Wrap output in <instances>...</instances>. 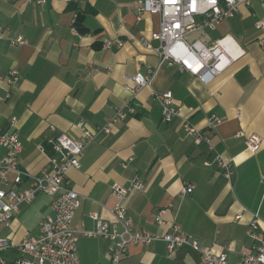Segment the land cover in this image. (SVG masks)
Returning a JSON list of instances; mask_svg holds the SVG:
<instances>
[{
	"label": "crops",
	"instance_id": "crops-1",
	"mask_svg": "<svg viewBox=\"0 0 264 264\" xmlns=\"http://www.w3.org/2000/svg\"><path fill=\"white\" fill-rule=\"evenodd\" d=\"M136 7V0H0V130L19 136V166L37 174L48 167V137L62 132L79 137L78 122L95 129L129 102L136 112L110 133H99L86 146L80 167L69 168L64 176V184L80 196L71 223L78 235V264H112V243L83 232L95 229L90 213L112 221L116 198L111 186L127 185L131 179L144 184L124 200L135 228L177 235L173 226H178L236 264L242 251L253 252L259 243L247 233L254 213L260 218L255 232L264 239V27L255 28L257 20L264 21V2L240 5L215 29L186 35L188 42L206 44L224 39L232 54L243 51L211 83L202 84L177 65L164 63L147 85L133 92L131 76L147 74L148 66L158 63V42L149 39L144 46L139 38L158 29L159 17L144 13L138 21ZM17 37L22 42L12 43ZM104 37L123 45L103 49ZM12 69L17 80L10 83ZM165 91L172 92L179 108L169 122L163 121L156 97ZM13 116L16 123L10 126ZM212 116L221 122L208 125ZM184 121L209 139L213 151L184 132ZM238 132L243 136H236ZM250 134L262 138L255 153L245 150L244 136ZM3 154L0 146V160ZM216 154L230 162V177L215 164ZM188 185L192 191H183ZM50 200L39 192L22 203L10 225L0 226V236L10 244L36 236L39 221L50 212ZM161 210L163 223L157 224ZM19 255L10 247L0 259L13 264ZM119 264L205 263L188 247L170 251L166 242L155 240L128 245Z\"/></svg>",
	"mask_w": 264,
	"mask_h": 264
},
{
	"label": "built area",
	"instance_id": "built-area-1",
	"mask_svg": "<svg viewBox=\"0 0 264 264\" xmlns=\"http://www.w3.org/2000/svg\"><path fill=\"white\" fill-rule=\"evenodd\" d=\"M31 1V0H28ZM42 4L45 0H32ZM71 1V0H63ZM252 0H136V20H141L144 13L156 14L159 17L158 29L150 33V37H141L139 41L145 46L149 39L158 42L154 49L158 55L156 68L148 66V73L137 71L131 76L134 86L133 92H137L147 85L155 75L158 68L164 64H174L179 69L196 77L202 84L211 83L218 75L226 71L234 59L243 54L240 51L232 54L224 39L217 40L214 44H206L199 40L188 42L185 37L189 33L209 29L213 30L224 18L234 15L240 5H249ZM263 1L264 0H259ZM223 3V5H222ZM263 20L255 22V28L262 29ZM2 33L0 31V38ZM12 43L22 42L21 37L11 40ZM122 40H112L108 37L102 39L103 49H111L113 46L120 48ZM10 83L17 80V71L8 72ZM161 103V115L164 122H169L179 113V108L174 106L171 91H165L156 95ZM136 112L135 106L129 102L118 106L108 120L90 129L84 122L76 124L80 132L79 137L67 133H59L48 137L46 142L51 148L48 156V167L37 174H31L20 168L18 156L22 150V143L15 132L0 130V146L4 154L0 160V226H9L13 216L18 213L22 203L31 202L39 192L47 194L50 200V212L39 221L38 234L27 236L16 244L0 236V253L10 247L15 248L19 257L13 264H78L76 229L72 226V219L76 209L80 205V196L72 188L64 184V176L69 168H79L80 158L86 146L92 142L99 133H110L112 127L118 122L124 121L129 115ZM221 119L212 116L208 119V125L214 126ZM16 123V117H11L9 125ZM183 130L192 135L197 143L204 141L209 149L213 146L209 139L203 136L190 122L184 121ZM236 136H243L238 132ZM262 138L257 134L244 136L245 150L255 153L261 147ZM39 148L43 150L40 145ZM215 164L224 169L227 177L232 174L231 164L214 155ZM126 164H123L125 167ZM144 184L136 179H131L127 185L114 183L111 193L116 198V203L110 210L112 221L107 222L97 218L94 213L90 217L95 220V229L83 232L88 236H101L112 243L111 262L119 264L126 254L128 245H147L155 240L166 242L170 251L178 247H188L196 251L205 264H229L224 252L216 253L191 239L179 231L178 226H173L172 232L151 233L134 227L131 218L127 214L124 200L135 189H143ZM192 185H188L183 191L191 192ZM163 210L155 217L157 224H162ZM260 218L254 213L249 222L247 233L254 239H258L253 252L242 251L236 264H264V239L258 238L255 230L258 228ZM0 264H5L0 259Z\"/></svg>",
	"mask_w": 264,
	"mask_h": 264
}]
</instances>
